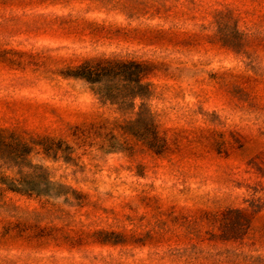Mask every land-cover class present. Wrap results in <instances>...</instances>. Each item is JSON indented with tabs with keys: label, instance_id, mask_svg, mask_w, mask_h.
I'll return each instance as SVG.
<instances>
[{
	"label": "rangeland",
	"instance_id": "obj_1",
	"mask_svg": "<svg viewBox=\"0 0 264 264\" xmlns=\"http://www.w3.org/2000/svg\"><path fill=\"white\" fill-rule=\"evenodd\" d=\"M0 264H264V0H0Z\"/></svg>",
	"mask_w": 264,
	"mask_h": 264
},
{
	"label": "trees",
	"instance_id": "obj_2",
	"mask_svg": "<svg viewBox=\"0 0 264 264\" xmlns=\"http://www.w3.org/2000/svg\"><path fill=\"white\" fill-rule=\"evenodd\" d=\"M145 68L142 63L134 60L91 59L84 61L66 75L84 80L93 87L94 94L101 102L116 105L121 111L133 109L135 102L139 100L137 116L148 129L141 137L147 141L150 148L161 150L164 144L153 129L151 114L145 102L150 89L149 84L143 83ZM17 185L21 183H12L10 189L19 192Z\"/></svg>",
	"mask_w": 264,
	"mask_h": 264
}]
</instances>
